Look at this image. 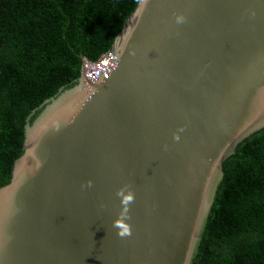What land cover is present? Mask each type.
I'll list each match as a JSON object with an SVG mask.
<instances>
[{"label": "water", "instance_id": "1", "mask_svg": "<svg viewBox=\"0 0 264 264\" xmlns=\"http://www.w3.org/2000/svg\"><path fill=\"white\" fill-rule=\"evenodd\" d=\"M113 50L29 117L0 264H193L224 162L264 130V0H140Z\"/></svg>", "mask_w": 264, "mask_h": 264}, {"label": "trees", "instance_id": "2", "mask_svg": "<svg viewBox=\"0 0 264 264\" xmlns=\"http://www.w3.org/2000/svg\"><path fill=\"white\" fill-rule=\"evenodd\" d=\"M139 1L0 0V189L24 153L29 117L78 85L83 60L113 48ZM223 171L193 264H264V130Z\"/></svg>", "mask_w": 264, "mask_h": 264}, {"label": "clouds", "instance_id": "3", "mask_svg": "<svg viewBox=\"0 0 264 264\" xmlns=\"http://www.w3.org/2000/svg\"><path fill=\"white\" fill-rule=\"evenodd\" d=\"M88 186L89 187L91 186V181L88 182ZM117 195L123 197L121 202L124 208L121 213V219H118L116 222H114L113 226L119 230L117 234L121 238H124V237L131 236V229L127 224L123 223V220L130 219V217L128 216L129 205L134 201V196L131 193L125 196L124 190L119 191Z\"/></svg>", "mask_w": 264, "mask_h": 264}, {"label": "built area", "instance_id": "4", "mask_svg": "<svg viewBox=\"0 0 264 264\" xmlns=\"http://www.w3.org/2000/svg\"><path fill=\"white\" fill-rule=\"evenodd\" d=\"M113 57H115V52L112 48L110 51L104 53L97 61H89L87 59H84L81 75L82 73L83 75H85L86 73L90 72L91 70L95 69L96 67L100 66Z\"/></svg>", "mask_w": 264, "mask_h": 264}]
</instances>
